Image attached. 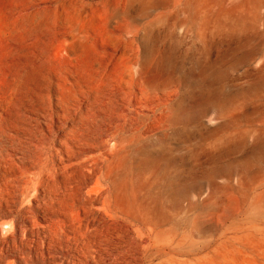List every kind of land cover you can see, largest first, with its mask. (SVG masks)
I'll return each instance as SVG.
<instances>
[{
    "label": "rangeland",
    "instance_id": "1",
    "mask_svg": "<svg viewBox=\"0 0 264 264\" xmlns=\"http://www.w3.org/2000/svg\"><path fill=\"white\" fill-rule=\"evenodd\" d=\"M181 9L180 0L147 8L128 0H0V264H264V209L252 200L264 191V155L210 152L223 132L199 124L220 121L212 104L188 99L195 78L184 55L195 39ZM173 45L177 69L155 73L147 60ZM250 45L238 59L243 51L233 46L217 87L253 82L264 61V18ZM235 103L251 108L236 129L263 125L252 109L264 110V85ZM183 106L194 132L187 140L171 134L182 126L175 113ZM160 137L171 162L159 167L172 164L161 185L175 179L179 188L154 223L119 205L110 169L119 150ZM245 162L250 177L238 173ZM243 181L245 197L233 190ZM106 187L112 199L104 206Z\"/></svg>",
    "mask_w": 264,
    "mask_h": 264
},
{
    "label": "bare ground",
    "instance_id": "2",
    "mask_svg": "<svg viewBox=\"0 0 264 264\" xmlns=\"http://www.w3.org/2000/svg\"><path fill=\"white\" fill-rule=\"evenodd\" d=\"M156 3L157 0H128V5L137 4L142 8L153 6ZM180 6H182L181 10L187 15L189 22L193 27V33H194L193 36L195 39V42L190 48L189 52H186L184 55V58H189L192 60V68L188 70L189 71L188 73L189 75L195 78V83L193 85L195 91L188 95V99L189 100L194 99L195 100L194 104L200 103L201 105H206V106L207 104L208 105L212 104L213 105L212 119H216V120L219 119L220 121L215 123L213 122L214 124L212 123L210 124L209 122L203 121L201 118H198L200 122L199 124L205 127V129L208 132L210 131L213 134H220L223 132V134L214 143L211 144L212 148L210 152L213 153L215 152V154H218V156H223L233 151L243 150L245 153L248 154L253 153L256 156L264 155V110L263 109H260L259 107H255L252 109V112L258 113V115L261 117L263 121V125L260 126V128L257 129H249V128L236 129L238 127L235 128V126L238 125L242 119H245L247 115H249V113L251 112V108L243 109L239 111L238 110L239 107H237L235 103L236 97L247 98L248 96L257 95L259 93L260 88H262V85H264V61L260 67L255 69L254 72L255 78L253 82L250 83L248 86L238 85V88L234 91L231 90L227 91L225 89L226 87L222 88L216 86V83L219 81L220 78H225L224 68L223 70H221V67L223 63L226 62L227 57L231 55L233 51L237 50L238 48L241 49L243 53L240 52H239L240 54L236 53V55L234 56V58L236 59L242 57L245 51L251 50L250 47L252 46L250 45V43L256 36L259 35V24L260 21L264 18V0H180ZM156 25H157L156 21L151 23V25L148 28H146L145 33L142 35V38L143 39L146 38L149 35V33L155 29ZM234 45L237 46V49L233 47ZM247 48H249L250 50ZM179 51L180 50L177 49V45L170 46L168 47V49H166L165 52L157 55L156 58L152 60L153 62H151L149 59L147 60V63L150 65V67L155 73H162V71L174 72L177 69V64H178L177 59H179V55H178ZM181 60H182V56L180 57V61ZM133 65H137V64H133ZM138 69L141 70L140 68ZM219 86L222 85L220 84ZM234 92H236L235 95L233 94ZM186 109L187 107L183 106L178 110L177 113H175L176 114L175 116L180 119L182 126L180 128L172 130L171 134L177 136L179 139L187 140L194 135V132L189 130L188 126H190V124L188 122V115L187 113H185ZM154 111L155 110H153V112ZM165 140L160 137V138H156L155 140L145 141L143 145L137 146V148L134 150L133 149L119 150L118 155L115 158L114 165L110 169V176L113 179L112 184L114 185L117 202L131 215L139 217L138 220L141 218L145 221H152L154 223L162 221L166 212L165 211L166 198L173 197L176 191H178L179 185L177 183V180L175 179H169V180L167 179L165 184L161 185V181L166 179L167 176L170 174L169 168H172L171 167L172 164H170L171 161L169 158H167L171 154V149L165 145L164 143ZM149 147H158V148L150 149ZM195 151L197 150L195 149ZM165 159H168L170 162L168 161L166 163L167 165L165 168L159 167V163L164 161ZM76 165L78 166V164ZM94 171L95 170H93V172ZM238 171H239L238 173L243 175L244 174L248 175L249 177L252 176V174L254 173L251 162H245L240 164ZM89 174L92 173L89 172ZM243 183L244 181L241 183V185L237 183L238 186L237 187L234 186L233 190L234 192H237L238 195L240 194L242 197H245L247 196V189L246 186L243 185ZM222 185H224V183H222ZM207 190L209 189L207 188ZM90 191L92 190L90 189ZM109 191L111 190H109V188L107 187L103 190L101 189L102 194L100 196H102L104 206L107 204V201L109 202V200L112 199L111 198L108 200L107 194L109 193ZM253 192L254 191H252V193ZM252 200L254 202L252 203L257 208L264 209V191L259 193L254 199L252 198ZM128 212L127 214L129 215ZM110 221L111 220H109V222ZM172 230L174 231V229L171 228L168 232H171Z\"/></svg>",
    "mask_w": 264,
    "mask_h": 264
}]
</instances>
